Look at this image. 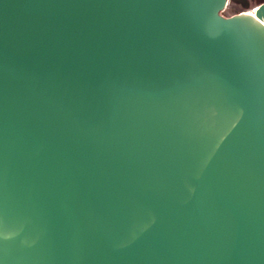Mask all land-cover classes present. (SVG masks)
<instances>
[{"label":"water","instance_id":"1","mask_svg":"<svg viewBox=\"0 0 264 264\" xmlns=\"http://www.w3.org/2000/svg\"><path fill=\"white\" fill-rule=\"evenodd\" d=\"M0 0V264H264V2Z\"/></svg>","mask_w":264,"mask_h":264},{"label":"rangeland","instance_id":"2","mask_svg":"<svg viewBox=\"0 0 264 264\" xmlns=\"http://www.w3.org/2000/svg\"><path fill=\"white\" fill-rule=\"evenodd\" d=\"M263 2L264 0H229V4L223 11V15L230 16L241 12H247Z\"/></svg>","mask_w":264,"mask_h":264},{"label":"bare ground","instance_id":"3","mask_svg":"<svg viewBox=\"0 0 264 264\" xmlns=\"http://www.w3.org/2000/svg\"><path fill=\"white\" fill-rule=\"evenodd\" d=\"M255 9H256V7L254 9L250 10V11H247L246 13L254 16Z\"/></svg>","mask_w":264,"mask_h":264}]
</instances>
